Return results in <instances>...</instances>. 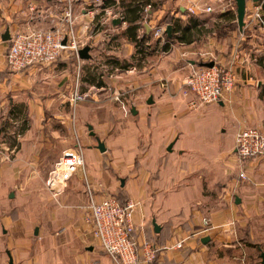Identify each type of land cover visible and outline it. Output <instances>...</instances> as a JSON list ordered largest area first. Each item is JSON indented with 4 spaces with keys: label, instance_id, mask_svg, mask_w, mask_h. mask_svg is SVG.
<instances>
[{
    "label": "crops",
    "instance_id": "0c3cea01",
    "mask_svg": "<svg viewBox=\"0 0 264 264\" xmlns=\"http://www.w3.org/2000/svg\"><path fill=\"white\" fill-rule=\"evenodd\" d=\"M92 1H74L89 59L63 51L52 64L19 72L6 64L4 33L45 26L46 18L30 19L31 2L50 14L63 2L0 0V108L10 124L0 133V264H112L86 219L88 202L105 195L140 201L133 215L139 241L161 247L183 240L180 248H160L147 264H260L264 158L240 162L234 137L247 126L264 131V29H240L236 0H224L226 7L216 0H152L146 12L145 0H111L106 5L117 3L127 18L135 4H145L135 42L126 30L130 19L123 29L105 24L85 32L103 16L90 11ZM205 5L212 10L203 11ZM169 12L183 41L172 40L164 54L146 51L143 42H151L152 28ZM187 49L211 51L223 64L235 55L234 86L223 100L189 110L180 91L201 60L184 58ZM124 86L134 91L136 108L127 119L113 101ZM76 90L93 95L71 103ZM69 148L80 151L83 166L53 197L45 175Z\"/></svg>",
    "mask_w": 264,
    "mask_h": 264
},
{
    "label": "built area",
    "instance_id": "2783aa9c",
    "mask_svg": "<svg viewBox=\"0 0 264 264\" xmlns=\"http://www.w3.org/2000/svg\"><path fill=\"white\" fill-rule=\"evenodd\" d=\"M63 2L59 13L50 14L43 10L38 2H31L29 5V17L31 20L46 18L45 26L28 25L16 30L10 37L6 52V64L14 71L22 72L33 65H49L57 61L63 51H69L72 55L79 57L81 48L87 45V41L78 33L76 24L80 16L76 10L75 0H61ZM220 1L225 6L224 0ZM228 1V0H227ZM228 6L231 5L229 1ZM91 12L102 13L103 16L97 22L94 21L84 25L85 32H89L95 26L108 23L113 29L127 26V17L122 8L113 5H106V0H93ZM226 7V6H225ZM223 7V8H225ZM151 9L147 4L144 11ZM190 11L196 12L193 7ZM203 11H211V5H205ZM262 1H252L249 11L246 12L245 25L264 29V13ZM119 24H114V21ZM244 25V26H245ZM151 42H143L146 51L152 50L159 54L167 53L166 25L154 26ZM120 32V31H119ZM66 42L63 43V40ZM173 45V44H172ZM236 54V53H235ZM197 55L200 58L199 65H193L187 74L184 87L181 88L185 103L189 110H198L206 104H213L223 100L234 86V66L237 58L232 56L230 64L218 62L211 51L196 52L195 50H184V58ZM213 61L211 66L204 63ZM117 93L116 98L119 99ZM90 93L76 90L69 97L71 103L84 101ZM121 104L122 101H121ZM122 107L127 110L125 104ZM234 150H236L240 162L249 157L264 158V131L255 126H247L238 130L234 137ZM83 166V156L76 148H69L63 151L61 156L47 170L44 179V186L54 197L64 191L79 167ZM241 178H245L244 171L239 172ZM87 205L86 219L91 223L92 234L96 236L103 251H106L112 258V264H141L150 263L154 260L160 248H180L183 240H178L169 245L157 246L147 239L139 241L135 237L134 212L140 201L137 199H126L124 202L112 195H105L100 200L91 199ZM209 219L204 217L202 229L206 230Z\"/></svg>",
    "mask_w": 264,
    "mask_h": 264
},
{
    "label": "rangeland",
    "instance_id": "374dc122",
    "mask_svg": "<svg viewBox=\"0 0 264 264\" xmlns=\"http://www.w3.org/2000/svg\"><path fill=\"white\" fill-rule=\"evenodd\" d=\"M107 4V3H106ZM109 4V3H108ZM170 5V4H169ZM168 5V6H169ZM144 11V10H143ZM171 13L169 12V16H166L163 20V23H156L154 26H163V25H165V23H169V21H170V19H171ZM127 16V15H126ZM105 24H108V23H105ZM114 24H119V21L117 22V23H115L114 22ZM168 25H170V24H167L166 25V28H167V26ZM144 31H145V29H144ZM224 30H220L219 32H218V34H224ZM173 33V32H172ZM152 34H153V30H152ZM151 34V35H152ZM166 35H167V40H168V43H166V46L168 45V44H170V46L169 47H166V50H167V52H171V50L173 49L172 47H173V41L171 40V39H168V33H167V29H166ZM155 41L153 40V43H154ZM87 46V45H86ZM85 47V46H84ZM83 47V48H84ZM89 47V46H88ZM82 49V48H81ZM80 49V50H81ZM91 56V55H90ZM143 62L142 61H140V60H138L137 61V63H136V68L139 66V64H142ZM195 65V64H194ZM196 65H199V64H196ZM137 70V69H136ZM136 70H134V71H136ZM189 73V72H188ZM128 75L127 76H129L131 73H127ZM126 76V77H127ZM186 79V78H185ZM128 82V81H127ZM185 83V82H184ZM185 86V85H184ZM183 86V87H184ZM131 87H129V86H124L121 90H119L118 92H116V94L117 93H122V94H118V97H119V99H117L116 98V94H113V101H114V104L115 105H117V106H119L120 108H121V110H123V112H124V117L127 119V118H131V115H133V114H131V112H130V110H131V106L133 105L132 104V102H133V92L134 91H132L131 89H130ZM112 90V89H111ZM81 91V90H80ZM87 91V90H86ZM82 92H85V91H82ZM113 92H115L114 90H113ZM93 94H92V92L90 93V95L89 96H92ZM8 101V100H7ZM121 101H122V103L123 104H125V106H126V108H127V110H125L123 107H122V105L123 104H121ZM6 110L4 109V108H0V133L1 132H4V130H6V129H8L9 127H10V124H9V120L8 121H6L7 120V117H6ZM0 142H1V140H0ZM1 146V145H0ZM171 164H172V161H170V164L167 166V168H169L170 169V167H171ZM46 176V175H45ZM45 187V186H44ZM66 189H67V187H66Z\"/></svg>",
    "mask_w": 264,
    "mask_h": 264
},
{
    "label": "water",
    "instance_id": "95a60500",
    "mask_svg": "<svg viewBox=\"0 0 264 264\" xmlns=\"http://www.w3.org/2000/svg\"><path fill=\"white\" fill-rule=\"evenodd\" d=\"M247 1L248 0H236L237 21H238V26H240L241 30L244 28V25H245V16H246V12H247V10H246ZM254 1H261V0H254ZM262 7L264 9V1L262 2ZM114 22L117 23L118 21L115 20ZM172 32H173V28L171 27V24H170L167 26V33H168L169 37L172 35ZM10 37H11V35L9 34V31L7 30L4 33L3 39L8 40V39H10ZM65 42H66V39L63 40V43H65ZM89 50H90V47H88V46H85L84 48H82L79 51V57L81 59H89L90 58ZM204 64L211 66L213 64V62H208V63H204ZM151 101H152V98L150 96L147 100V103H149ZM130 112H131V114L136 113V108L133 106V108L130 110ZM89 128L91 129V126H89ZM91 133H93V132H91ZM97 146H98L100 151L105 149L103 141H99ZM208 238H209L208 236H204L202 238V240L205 241ZM10 259H11V256H10ZM259 263L264 264V252L260 253V262Z\"/></svg>",
    "mask_w": 264,
    "mask_h": 264
},
{
    "label": "trees",
    "instance_id": "16d2710c",
    "mask_svg": "<svg viewBox=\"0 0 264 264\" xmlns=\"http://www.w3.org/2000/svg\"><path fill=\"white\" fill-rule=\"evenodd\" d=\"M110 1L111 0H106V3L108 4V3H110ZM141 3H143V2L141 1L139 4H137V5L135 4L133 6L131 18L129 16H128L129 18H127L128 20L130 19L129 20L130 25L126 28V30H127L128 34H129L130 38H132L135 42H137L138 39H139L138 38V28L140 27V24L137 22V20L142 18V14L140 12L142 11L143 6L145 4H150L152 6L155 4V2L152 1V0H145V4H142V5H141ZM170 23H172L174 25L176 24V25H178V28H180V22L179 21L175 20L174 23H173V19H170L168 24H170ZM168 39H171V40L177 39L179 41H183L184 38L181 37V36H177L176 34L173 33L170 37L168 36ZM168 45L170 46V44H168ZM168 45L166 47H169ZM125 200H119L118 202H124Z\"/></svg>",
    "mask_w": 264,
    "mask_h": 264
}]
</instances>
